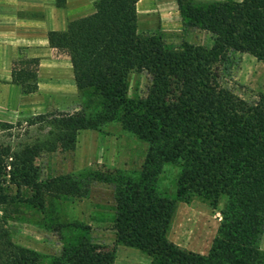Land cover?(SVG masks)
Returning <instances> with one entry per match:
<instances>
[{"label":"trees","instance_id":"obj_1","mask_svg":"<svg viewBox=\"0 0 264 264\" xmlns=\"http://www.w3.org/2000/svg\"><path fill=\"white\" fill-rule=\"evenodd\" d=\"M139 0H96L92 13L70 20L63 32H49L48 43L71 64L74 84L83 101L63 114L64 139L73 148L80 130L120 128L147 143L137 177L119 172L103 177L114 184L115 244L136 248L153 264H260L258 241L264 231V92L247 102L219 83V64L229 51L248 53L264 63V0L216 2L196 6L176 0L184 27L213 36L209 50L184 43L167 49L160 36L139 32ZM38 59L13 64L12 83L22 94L37 90ZM146 73L144 98H129V76ZM0 154V204L7 202L2 184L30 187L37 206L44 195L68 196V178L38 181L29 154ZM177 164V198L197 195L216 204L221 221L206 256L187 252L166 234L174 200L154 188L158 168ZM114 250L87 238V227L64 240L56 264H113ZM3 264H39L38 255L7 243Z\"/></svg>","mask_w":264,"mask_h":264},{"label":"rangeland","instance_id":"obj_2","mask_svg":"<svg viewBox=\"0 0 264 264\" xmlns=\"http://www.w3.org/2000/svg\"><path fill=\"white\" fill-rule=\"evenodd\" d=\"M173 20L179 27L171 26L164 33H146L160 36L167 49L179 48L184 43L206 50L212 47L210 33L184 27L179 17ZM218 75L223 88L247 102H254L264 92V63L248 53L229 51L219 64ZM149 85L146 73L131 74L128 97L144 98ZM82 101L78 93L68 98L38 95L34 115L0 120V154L6 162L13 159V153L26 151L32 158L33 176L38 181L68 178L74 183L68 196L46 193L41 209L30 187L18 188L6 177L2 193L8 199L0 204V264L8 242L36 253L39 264H56L64 240L79 235L83 227H87L91 242L114 250L113 264H153L152 258L138 249L115 244V188L103 180L115 172L137 177L148 145L123 131L118 123H109L102 126L101 132L78 131L73 148H68L69 144L60 138V119L63 114L77 111L75 108L79 109ZM179 175V165L164 163L154 181L155 191L175 202L166 236L179 248L206 256L216 236L225 199L221 197L216 204L197 195L178 199ZM258 247L264 253V231Z\"/></svg>","mask_w":264,"mask_h":264},{"label":"crops","instance_id":"obj_3","mask_svg":"<svg viewBox=\"0 0 264 264\" xmlns=\"http://www.w3.org/2000/svg\"><path fill=\"white\" fill-rule=\"evenodd\" d=\"M96 0H0V120L35 114L36 96L68 98L78 93L69 59L51 48L49 32H63L68 21L88 15ZM241 0H193L200 5ZM180 18L176 0H139V32L164 33ZM181 22V21H180ZM38 59L37 90L22 94L12 83L13 64ZM78 110V108H75Z\"/></svg>","mask_w":264,"mask_h":264}]
</instances>
